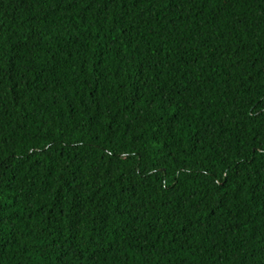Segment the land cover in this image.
<instances>
[{
	"label": "trees",
	"instance_id": "1",
	"mask_svg": "<svg viewBox=\"0 0 264 264\" xmlns=\"http://www.w3.org/2000/svg\"><path fill=\"white\" fill-rule=\"evenodd\" d=\"M0 264H264V0H0Z\"/></svg>",
	"mask_w": 264,
	"mask_h": 264
}]
</instances>
